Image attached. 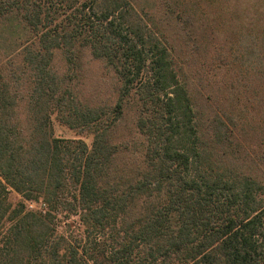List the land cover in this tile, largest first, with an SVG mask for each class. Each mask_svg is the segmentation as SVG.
Segmentation results:
<instances>
[{
	"label": "trees",
	"instance_id": "obj_1",
	"mask_svg": "<svg viewBox=\"0 0 264 264\" xmlns=\"http://www.w3.org/2000/svg\"><path fill=\"white\" fill-rule=\"evenodd\" d=\"M178 71L136 0H0V264H264L263 178Z\"/></svg>",
	"mask_w": 264,
	"mask_h": 264
},
{
	"label": "rangeland",
	"instance_id": "obj_2",
	"mask_svg": "<svg viewBox=\"0 0 264 264\" xmlns=\"http://www.w3.org/2000/svg\"><path fill=\"white\" fill-rule=\"evenodd\" d=\"M136 6L170 47L201 131L219 114L232 129L237 155L264 182V0H136ZM83 70L97 82V101L111 99L101 65ZM52 135L91 141L56 120ZM19 199L10 191V201Z\"/></svg>",
	"mask_w": 264,
	"mask_h": 264
}]
</instances>
